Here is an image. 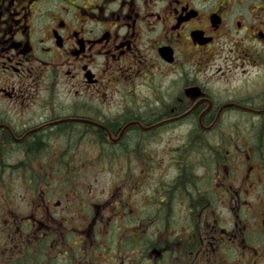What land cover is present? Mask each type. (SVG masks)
Wrapping results in <instances>:
<instances>
[{"label":"flooded vegetation","instance_id":"af4514ba","mask_svg":"<svg viewBox=\"0 0 264 264\" xmlns=\"http://www.w3.org/2000/svg\"><path fill=\"white\" fill-rule=\"evenodd\" d=\"M263 93L264 0H0V264H172L171 223L179 241L206 239L197 264H229L221 249L246 244L239 212L253 178L264 186L260 164L232 185L234 164L198 161L195 198L171 201L162 188L194 129L263 116ZM131 125L141 145L127 143ZM38 133V146L19 147ZM106 161L134 165L104 194ZM202 182L230 228L189 227L201 220ZM261 205L264 219V194Z\"/></svg>","mask_w":264,"mask_h":264},{"label":"trees","instance_id":"16d2710c","mask_svg":"<svg viewBox=\"0 0 264 264\" xmlns=\"http://www.w3.org/2000/svg\"><path fill=\"white\" fill-rule=\"evenodd\" d=\"M264 96V93L262 94ZM163 115V114H161ZM249 115V114H248ZM246 114H238V113H229L224 114L220 119L218 124H216L212 129L209 131L207 130L205 133L199 132L198 130L195 131V129L192 131V133L189 136V139L187 141L186 147L189 148V143H191V140L193 139L195 141L196 138L200 136L201 141L198 143V146H191L190 148H193L191 151H187L186 158L181 162H178L180 157L178 156V161L175 163V166L177 170L179 171V175L176 178L175 181L171 182L170 185H166L162 188L163 191L166 192L167 195L171 197V201H176L175 197L179 198L182 197V194L184 192H187L188 195H190V198H195V193L193 191L190 193L188 190L189 188H193L195 190L197 188L195 181L191 180L193 179V176L191 175V171L193 169V164L200 165V162H204V164L212 167L215 166L220 168L224 162L228 161L227 163L233 164L231 160L234 158H237L235 155H238V158L245 157V153H248L249 156L252 158V162L259 163L261 168L264 170V115L263 116H254L250 115L248 116ZM157 114L153 117H156ZM257 118V119H254ZM150 119V118H149ZM135 121L142 122L140 119H136ZM260 122L261 124L257 123ZM257 123V124H256ZM121 124V123H120ZM120 124L115 125L113 124L114 130H117V128L120 126ZM130 128L133 129L131 132V135L129 139L127 140V143L134 147L136 144L141 145L142 142H144V138H142V132L140 129L134 127V125H131ZM128 130V129H127ZM126 130V132H127ZM241 130H247L249 131L243 138H240L241 135H239ZM66 133H70V131H65ZM200 133V134H198ZM40 134L38 133L31 138H29L27 141H25L23 144H20V148L27 149V147H30L29 144L32 142L35 146L39 145L40 142ZM76 136L78 135V132L72 133ZM117 135H115L116 137ZM195 137V138H194ZM2 138H4V134L2 135ZM200 140V139H199ZM243 142V143H242ZM31 143V145H32ZM0 145V161H2V158L6 154V149H3ZM232 149L234 152H232ZM102 150L105 153L115 154L119 153V145L112 148L110 151L108 148H106L104 145H102ZM229 152V154H228ZM107 153V154H108ZM244 153V155H243ZM232 158V159H231ZM186 163L185 167L183 164ZM1 164V163H0ZM133 163L130 161L127 162H119V161H106L102 162L103 166H107V169H113L115 167L114 165H117L116 168H122L125 166L130 168L132 167ZM139 164H143V166H147V162H139ZM139 165V166H141ZM245 173V170L243 171ZM264 180V175H263ZM264 187V186H263ZM168 192V193H167ZM202 208H201V220H199L198 223H193L192 225H189L191 229H195L197 232V235H199V231L203 229V223L205 222H212L216 221V224L218 226H221V221L216 218V209L215 206H213L210 202L207 204L208 198L213 197V194L211 193L210 189L206 187L204 182H202ZM173 202L171 203V206H169V209L167 212V217L172 219L174 214L177 211H174L173 208ZM191 208L188 209V212L190 211L193 214L198 213V208L195 205H190ZM198 220V219H196ZM256 221L259 223L257 224ZM255 221V229L250 227L249 231L246 230L244 232V238L246 240L245 246H239L236 248L234 245H231L229 247L222 248L221 251L226 254V259L229 257V255H232V261H239L240 264H264V219H262V216L260 215L259 219H256ZM170 228L172 230V237H171V262L172 264H179L177 259H179L180 251L179 250H185L186 251V264H197L200 261H197V254H200L201 252H204L207 249L206 246V239L203 237L201 242H198L196 239V236H190L188 239L184 241L182 240L180 236L174 232V229L177 228V226L173 225V223L169 224ZM168 227V224H162L160 225V229ZM184 242V243H183ZM228 246V245H227ZM213 264H222L224 262H216L212 260ZM29 264V262H28ZM231 264V263H229Z\"/></svg>","mask_w":264,"mask_h":264},{"label":"rangeland","instance_id":"374dc122","mask_svg":"<svg viewBox=\"0 0 264 264\" xmlns=\"http://www.w3.org/2000/svg\"><path fill=\"white\" fill-rule=\"evenodd\" d=\"M236 73H237V76L241 79H243L245 77V76H243V73L241 71H237ZM227 79H229V78H227ZM232 79H234V78H232ZM241 88L243 90V93L245 91H248L246 85H242ZM241 131L242 132L239 133V135H241L240 138H243L249 132L247 130H245V131L241 130ZM232 152H234L233 149H232ZM235 156L237 158H234L233 160H231V162H233V164H234V169H235L234 170V176H233L234 179L232 181V185H238L239 184L240 176L244 175V173H242V172L246 169L244 162L240 158H238V155H235ZM159 163L160 162H155L154 164H155V166H157ZM114 166L116 167L117 165H114ZM115 167H113V169ZM103 168L106 169V170H102V191L105 194L108 191V189L114 183H116V181L120 178L118 175L120 173H117V171L113 174L108 173L107 166H104ZM145 168L146 167L143 165L140 166V169H145ZM252 181H253L252 188L246 189V191H249V193H248V195H245V197H244V198H246V201L250 203V205H246L247 208L245 210H241L239 212V215L241 217L240 219H244L246 221L249 228L252 227L255 229V221H256V219H259L260 215H261V209H262L261 201H262V195L264 194V193H262V191H263L264 187L258 186L259 184H261V180L259 177H254ZM217 211L221 215V219H222L221 225L225 228H230L232 226V221L229 217L228 212L225 211V208L221 207V205L219 204V208ZM256 223L259 224L257 221H256ZM227 259H228L229 263H231V264H238L235 262H231L232 261V255H229V257ZM218 262L220 263V259H218ZM260 264H262V263L260 262Z\"/></svg>","mask_w":264,"mask_h":264},{"label":"bare ground","instance_id":"6f19581e","mask_svg":"<svg viewBox=\"0 0 264 264\" xmlns=\"http://www.w3.org/2000/svg\"><path fill=\"white\" fill-rule=\"evenodd\" d=\"M199 141H201V140H199ZM191 146H193V147L198 146V143H195V144H193V145H190L189 148H187L186 153H187V151L189 152V151H191V150L193 149V148H190ZM170 184H171V182L168 183V184H166V185L168 186V185H170Z\"/></svg>","mask_w":264,"mask_h":264}]
</instances>
